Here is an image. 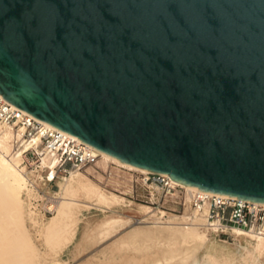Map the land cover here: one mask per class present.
<instances>
[{"label": "water", "instance_id": "95a60500", "mask_svg": "<svg viewBox=\"0 0 264 264\" xmlns=\"http://www.w3.org/2000/svg\"><path fill=\"white\" fill-rule=\"evenodd\" d=\"M0 95L122 163L264 204V0H0Z\"/></svg>", "mask_w": 264, "mask_h": 264}, {"label": "rangeland", "instance_id": "374dc122", "mask_svg": "<svg viewBox=\"0 0 264 264\" xmlns=\"http://www.w3.org/2000/svg\"><path fill=\"white\" fill-rule=\"evenodd\" d=\"M91 165H87L78 172L83 176L86 175L88 180L105 192H111L123 198L124 205L127 206L104 205L94 199L76 195L74 197L80 201V204L73 208L71 228L74 230L67 233L68 239L65 246L61 247L54 240L46 241L45 232L36 228L37 222L42 219L47 220L56 213L55 210L46 212L44 209L64 195L60 186L66 183L70 175H60L47 182L42 187L43 192L33 191V198L31 196L27 200L25 196L22 197L26 202L22 208L23 220L14 215L0 221V234H2L0 235L2 251L0 264H22L24 258H28V264H103V261L104 264H108V261L111 262V259L114 261V258L115 261L109 264H115L116 261L119 264L120 259L133 256L141 258L142 262L138 264H191L192 256L200 248L203 240H189L191 236L184 233L183 227L186 225L182 226L179 223L184 214V208L173 205L169 199L159 196L157 191L152 190L153 195L150 196L146 189L132 184L129 173L115 164L109 163V170L106 171L95 162ZM29 201L33 205L30 207L31 210L36 214L34 221L26 218V204ZM143 206H148L149 211L145 212ZM0 209L10 208L8 205H0ZM168 217H171L170 222H177L175 230L179 239L169 236L167 230L164 228L163 231L160 225L155 224L153 227L155 220L161 218V221H164ZM2 224L4 227L1 229ZM14 225L20 229L21 234L27 232L30 239L21 237L15 240L4 236L7 234L6 228L9 229ZM198 228L200 234L205 232L203 227ZM206 233L209 242L198 250L196 254L198 260H201L207 251L215 255L237 252L238 242L234 240L232 234H217L212 231ZM17 246L19 249L16 248V252H18L20 263L14 262V253L10 251ZM262 261L264 262V257Z\"/></svg>", "mask_w": 264, "mask_h": 264}, {"label": "built area", "instance_id": "2783aa9c", "mask_svg": "<svg viewBox=\"0 0 264 264\" xmlns=\"http://www.w3.org/2000/svg\"><path fill=\"white\" fill-rule=\"evenodd\" d=\"M0 125L9 127L13 132L12 152H19V167L27 177L28 187L37 192H43L42 187L47 182L79 171L94 163L98 157L91 146L36 119L1 95ZM121 168L129 173L132 184L146 189L150 196L153 195L152 190L157 191L159 196L187 209L190 214H203L207 224L217 234H230L237 228L264 236L263 203L185 187L160 173Z\"/></svg>", "mask_w": 264, "mask_h": 264}, {"label": "bare ground", "instance_id": "6f19581e", "mask_svg": "<svg viewBox=\"0 0 264 264\" xmlns=\"http://www.w3.org/2000/svg\"><path fill=\"white\" fill-rule=\"evenodd\" d=\"M12 139H13V132L11 131V129L7 126L0 125V205H3V206L8 205L10 208V209H0V221L3 218L5 220L6 217L11 218L14 215H16L18 219L20 218L23 220L24 217L22 215V208L26 202L24 201L22 197L25 196L28 200V198L32 196L33 191H36L34 188L28 187L27 177L23 173L22 169L19 167V155L20 154L19 152H16V153L12 152V148H11ZM94 151L98 155L95 163L101 165L105 171L109 170L108 168L109 163L115 164L119 167L145 171V170L138 169L136 167L127 165L125 163H122L119 160L113 157H110L107 154L98 152L96 150ZM85 176H83L78 171H76L75 173L74 172L71 173L66 183L63 186H60V190H62L64 194L61 197V199L57 201L55 200L52 202V204H49L48 206L45 207L49 211L55 210L56 212L53 216L49 217L47 220L42 219L40 220V222L39 221L37 222L38 226L36 228L39 231L45 232L46 241L54 240L55 243L56 244L59 243L61 247L65 246V243L67 242V239H68L67 233L74 230V228H71L73 208L76 205L80 204V201L75 199L74 197L76 195H82L85 198L94 199L97 202L104 204V205L116 204L121 207L127 206V205H124L123 198L111 192L110 193L105 192L99 186H97L96 184L88 180ZM171 180L182 186L189 187L192 189L194 188V187L186 186L184 184L176 182L173 179ZM26 206H27L26 218L34 221L36 218L35 216L36 214L30 208L33 205H31V202L29 201L27 202ZM143 207H144L145 212L149 211L148 206H143ZM161 218H158L157 220H155L154 224L152 222V224L154 225L153 227H155V224L160 225L163 231H164V228L167 230L169 236L179 239V235L176 232L177 230H175L176 229L175 224L177 222L176 223H174L173 221H172L173 223L170 222L171 217H168L167 220H164V221L163 220L161 221ZM179 223L182 226L186 225L183 228L185 230L184 233H186L187 235L189 234L191 236L190 237L191 239L188 236L189 240H199V241L203 240L201 241L202 244L200 248L204 247L209 242V237H207L208 233L206 232H211V231L214 232L213 229L209 226V224H207V222L205 221L203 214L201 213L199 214L196 212H193L192 214H190L187 209L184 210V214L181 216ZM177 225L178 224H176V226ZM3 227L4 225L2 224L1 229ZM198 227H200V229L201 227H203L205 232L204 233L201 232L202 234H200ZM6 229H7L6 231L7 234H4V236H9L10 238L12 237V239H15V240H19L21 237H24L27 240L30 239V236L27 234V232H25L24 234H21L20 229L15 225L9 229L8 228ZM205 233L207 235H205ZM230 234H232L234 237V240L238 242L239 248L236 253L215 255L207 251L204 253L201 260H198L196 254L198 250L200 249L199 248L195 252V254L192 256L191 264H237V262L239 264H264V262L262 261V258L264 257V236L244 232L237 228H234ZM219 239L220 238H218V240ZM184 241H185V238H184ZM16 248H18V246L11 248L10 251L14 253L13 255L14 262L20 263L19 262L20 259L18 257L19 255H18V252H16L17 250ZM1 252L2 251L0 250V253ZM27 260L28 258H24L22 264H28ZM120 260L118 259V262L120 261L119 264H131V263L138 264V262H142L141 258L136 257V256H133L132 258L125 257ZM112 261L113 260L111 259V262ZM114 261H115V258H114ZM109 262L110 261H108V264ZM102 263L104 264V261ZM116 263L117 261L115 262V264Z\"/></svg>", "mask_w": 264, "mask_h": 264}]
</instances>
